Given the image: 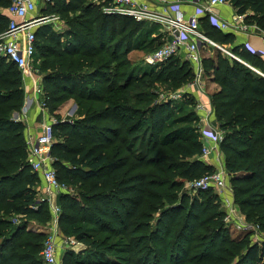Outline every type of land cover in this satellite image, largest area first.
<instances>
[{"label":"trees","instance_id":"trees-1","mask_svg":"<svg viewBox=\"0 0 264 264\" xmlns=\"http://www.w3.org/2000/svg\"><path fill=\"white\" fill-rule=\"evenodd\" d=\"M11 1L0 0V33L9 25L5 8ZM233 3L239 14L252 9L247 21L264 29V0ZM45 5V14L68 16L79 10L64 31L52 23L39 26L35 41V58L43 56L40 67L47 70L42 106L57 119L53 166L58 179L76 190L60 192L59 224L65 234L87 244L82 252L67 250L62 263L264 264V242L253 243L248 232L231 237L221 195L213 188L178 199L184 183L214 170L202 157L199 127L178 126L199 120L194 110L180 114L188 99L154 101V89L132 88L136 81L149 88L157 82L177 87L193 78L192 64L172 56L141 75L134 69L113 71L109 60L121 52L163 40L159 26L106 14L96 0ZM202 27L210 37L217 32L220 44L234 43L232 34L206 17ZM230 50L248 64L218 48L203 59L219 85L212 95L213 122L224 133L226 168L236 175L240 205L264 228V59L240 46ZM25 96L21 70L0 54V264H43L39 244L44 235L28 229V222L51 218L47 204L38 201L39 176L28 160L26 123L13 116L22 110ZM70 97L90 102L81 119L56 113Z\"/></svg>","mask_w":264,"mask_h":264},{"label":"built area","instance_id":"built-area-1","mask_svg":"<svg viewBox=\"0 0 264 264\" xmlns=\"http://www.w3.org/2000/svg\"><path fill=\"white\" fill-rule=\"evenodd\" d=\"M50 0H43L46 4ZM231 0H96L101 3L102 10L110 15H128L138 21H149L159 26L166 40L164 43L153 50L148 58L151 62L163 63L172 56H185L192 64L194 78L191 81L194 86L203 88L204 74L206 72L203 59L205 48H218L231 57L246 63L236 53L225 48L222 44L212 39L202 27V19L205 16L212 25L226 31L232 27L231 22L221 19L214 11L218 5H225ZM185 5H192L194 10L188 12ZM10 21L7 29L0 33V54L8 60L14 61L22 72L23 77L33 76L32 59L36 53V30L39 26L51 23L59 16L55 13L45 14L37 12L36 0H12L6 8ZM254 54L262 52L253 51ZM247 64V63H246ZM256 70L254 67H252ZM187 90L177 92L173 97L178 98ZM35 92H43L42 87H35ZM166 97L164 100H168ZM199 104L201 111L207 113L201 114L200 118L207 123L208 127L204 130L209 137L222 139L223 131L216 128L211 117V108L209 110ZM211 119V120H210ZM212 121V123H211ZM56 118H52L42 125L41 132L35 136H27L28 160L34 171L40 172L44 182L45 199L49 203V209L53 216L59 221L61 206L57 204L55 196L62 191H71L72 187L60 181L53 166L54 158L51 154V148L54 143V124ZM214 124V125H212ZM204 157L208 158L212 148L206 146L203 148ZM191 189L197 192L201 189L215 188L222 190L225 187V172L223 168L207 173L204 176L190 182ZM227 220L235 219V209L229 207L226 210ZM238 227L242 230H251L253 225L237 220ZM259 243L264 242V237L255 235ZM41 257L46 264H56V246L53 236L47 237L44 241Z\"/></svg>","mask_w":264,"mask_h":264},{"label":"rangeland","instance_id":"rangeland-1","mask_svg":"<svg viewBox=\"0 0 264 264\" xmlns=\"http://www.w3.org/2000/svg\"><path fill=\"white\" fill-rule=\"evenodd\" d=\"M230 2H233V0H231ZM37 3V12L41 13L44 10V7L46 6L45 3L43 2V0H36ZM47 4V3H46ZM45 13V12H43ZM79 13V10L76 11H72L68 16H62L58 13L57 14L59 17L54 19L51 23L53 25V28L56 29L57 31H64L65 26L67 25V21L69 18H72L73 16L77 15ZM244 13L250 14V16L247 17H251L254 16V11L250 8L246 9V11H244ZM252 15V16H251ZM244 18V21L247 19ZM149 22V21H146ZM243 22V21H241ZM151 23V22H150ZM234 23H237L236 21H234ZM244 23V22H243ZM153 24V23H152ZM236 24H233L232 28H238L236 27ZM212 39H216L217 37V32L214 33H210ZM163 40L165 41L166 38L164 37ZM163 40L161 39L160 41H156L151 48H140V49H133L129 52H125L123 54V52H121L119 54V56H117V58H115L114 60H109L111 61V67L110 69H113V71H124V69L128 70V69H134V72L136 75H141L144 71L150 70L151 67L153 69H155V66L159 65L160 63H153L149 60L148 55L153 51V49L157 46H159L161 44V42H163ZM220 43V42H218ZM225 48L230 49L229 46H227L226 44L221 43ZM226 45V46H225ZM205 50V49H204ZM207 51L204 53V55L206 57L207 56ZM204 56V57H205ZM239 56V55H238ZM240 57V56H239ZM44 59L43 56H38V58L32 59V63L31 66L33 67V76L35 77V81H33V79L31 77H24V87H25V92L27 89V85L32 87L33 90V94L37 96L38 101L40 103V106H42L43 104V97H42V92L37 93L35 92V87L40 86L43 89V75L46 74L47 70H41V61ZM49 61H53L54 58L53 56H49L48 58ZM183 61H189L186 58H182ZM114 61V62H113ZM123 61H129L128 65H121L118 66L117 63L123 62ZM240 61V60H239ZM245 62L247 60H244ZM114 63V64H113ZM188 63V62H187ZM210 73L211 71H206L204 74V87L203 88H199L197 86H194L192 84V79L187 80L183 83H181L179 86H174L173 84L171 85V82H157L156 84H154V86L152 88H149L147 85H143L142 82L136 81L133 83V89L135 87H138L137 89L145 92V91H149L152 89H154L155 93L157 94V96L155 98H153V100H164L166 99V97H169L168 100H174L176 99V101H181L184 99H188V101L190 102L188 104V106H186L184 108V112H181L180 114H184L186 113V111H190V110H194V114L197 115L199 120L196 121H192V122H185V123H180L179 125H194V127H199V131L198 134L200 136V139L203 141V148L206 146H209L210 148H212V152L210 154V156L207 158L204 157V150L202 148V157L203 159H205V161L209 164H211L214 167V170H218L220 168H223L224 172H225V187L222 190H217L215 188H213L215 190V192H217L218 194L221 195L220 197V208L222 210L225 211L224 214V222L225 224L230 228L231 231V237L235 238L237 236H240L242 233H251L250 237L253 243H259L256 239H254V236L257 234L260 237H264V228L262 227V225L260 224V222L254 221L249 219L246 216V212L242 209V206L240 205V200L236 194V188H235V174H231L228 169L226 168V153L223 149V145H222V141L224 139V133L222 134L223 138L222 139H215L212 137L208 138V134L204 132L205 129H207L208 125L207 123H205V121H203L200 116L201 114H205L207 113V110L205 112L201 111V109L199 108V104H205L204 106L207 107V109L209 110V108H211V116H213L214 114V118L216 119V115L214 113V109L212 108V95L218 91L217 89H213L208 86L210 80L208 77H210ZM212 77V76H211ZM146 82L150 81V77H146L145 78ZM198 89L197 90H192V89ZM186 89L187 91L182 93L180 97L178 98H174V96L177 95V92ZM137 92V90H135ZM26 97V96H25ZM205 100V101H204ZM25 103V100H24ZM84 103V101H83ZM82 103V104H83ZM78 103V101L75 100L74 97H70L68 98L63 104H61L56 113L60 114L63 116V118H66L67 120H73V119H81L84 114H85V109L87 108L88 104H90V102L86 101L83 105ZM96 104V103H95ZM63 106V114H61L59 112L60 108ZM43 107V106H42ZM95 109V107H93ZM92 108V110H94ZM44 111H46L47 113V118L48 120H51L52 118H55V115H50L46 108L44 107ZM18 113V116H15V114ZM17 115V114H16ZM14 118L16 119H21L24 120L26 123V127L28 125L27 123V118H28V108L26 106H23L22 110L20 112H15L14 113ZM211 120V119H210ZM217 123H215L216 125H214L216 128H219V122L216 121ZM212 123V121H211ZM214 123V122H213ZM175 127V126H174ZM221 130V129H220ZM197 134V133H196ZM28 136V133H27ZM115 144H112V148L114 147ZM111 150V149H110ZM39 176V180L37 182V191H38V201L40 202H45L47 204V207H49V203L46 200H43V198L45 199V192H44V182L43 179L41 177L40 172L37 173ZM191 182V181H190ZM190 182H186L184 183V185L181 188H178L177 192V196L178 199L179 197L184 194L187 193L190 196H193L196 192L193 191V189H191V183ZM72 192H76V190L74 188H72L71 190ZM59 194H56L55 199L58 205V198H59ZM229 207H233L235 209V219L231 218L230 220H227V213L226 210ZM49 209V208H48ZM17 219V218H16ZM239 219V221H243V222H247L251 225L254 226V228L252 227L251 230H242V228L238 227V223L237 220ZM28 229H30L32 232H39V233H43V238H41L40 242L41 244H39V255L41 256V251L43 249V245H44V241L47 239V237L49 236H53L54 240H55V246H56V258H57V263L56 264H63L62 263V259L63 256L65 255L67 250H73L75 252H82L87 248V244H85L84 242L79 241L75 236L73 235H67L65 234L59 224V221L56 219L55 216H53L51 214V218L48 222L46 223H40L37 220H29L28 222ZM218 245H221L220 242H218ZM231 245L229 244L228 247H230ZM232 249V248H231ZM241 253V252H240ZM239 253V255H240ZM43 264H46L45 262ZM185 264H191V263H185Z\"/></svg>","mask_w":264,"mask_h":264},{"label":"crops","instance_id":"crops-1","mask_svg":"<svg viewBox=\"0 0 264 264\" xmlns=\"http://www.w3.org/2000/svg\"><path fill=\"white\" fill-rule=\"evenodd\" d=\"M184 8L188 12H192L194 10L192 5H185ZM214 11L217 13V15L221 19L231 22L232 27H233V24H236L237 25L236 27H238V28L230 27V29L224 31L225 33L232 34L233 37H235L234 43H232L233 45L226 44L227 46L229 47L231 46L233 47L235 45L240 46L242 47V49L250 51L251 53L254 50L257 52H262V54L260 55L264 59V29L261 28L256 23L247 21V19L249 18L247 16H250V14H247V13L239 14L238 9L236 8L233 2H229L225 5H218L217 7H215ZM5 12L7 13L6 8H5ZM204 17L205 16H203V18ZM246 17L247 19L244 21V18ZM234 21H236L237 23H234ZM241 21H243L244 23ZM206 51H207L206 54L208 57H213L215 55L214 48H205V50L203 51V55ZM180 57L181 59L185 58V56L182 54L180 55ZM255 69L256 71L260 72L257 68ZM208 78L210 80L208 86L210 87L211 85V88H213L214 90L215 89L218 90L219 85L214 81V75L212 71L210 73V77ZM192 90L198 91V89L196 88L195 89L193 88ZM24 106L28 108V118L26 119L28 125L26 128V133H28V136L35 137L41 132L42 125L44 122L48 121V118H47L46 111H44V108L40 106L37 96L33 94L32 87L29 85H27V89H26V97H25ZM59 112L61 114L64 113L63 106L60 108ZM16 114H17L16 116H18V113ZM210 118L213 121L215 120L213 116H211Z\"/></svg>","mask_w":264,"mask_h":264},{"label":"water","instance_id":"water-1","mask_svg":"<svg viewBox=\"0 0 264 264\" xmlns=\"http://www.w3.org/2000/svg\"><path fill=\"white\" fill-rule=\"evenodd\" d=\"M15 116H16V114H15Z\"/></svg>","mask_w":264,"mask_h":264}]
</instances>
